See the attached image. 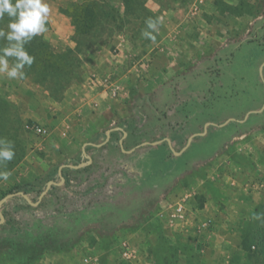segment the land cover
<instances>
[{
	"label": "rangeland",
	"instance_id": "374dc122",
	"mask_svg": "<svg viewBox=\"0 0 264 264\" xmlns=\"http://www.w3.org/2000/svg\"><path fill=\"white\" fill-rule=\"evenodd\" d=\"M99 1L79 46L46 0L56 73H0V264H264V0Z\"/></svg>",
	"mask_w": 264,
	"mask_h": 264
},
{
	"label": "clouds",
	"instance_id": "9594fccd",
	"mask_svg": "<svg viewBox=\"0 0 264 264\" xmlns=\"http://www.w3.org/2000/svg\"><path fill=\"white\" fill-rule=\"evenodd\" d=\"M50 12L49 4L46 0H0V20L7 14L12 18L8 24L9 31L5 33L0 29V38L6 39L9 46L0 49V73H6L7 77L15 79L17 77L23 79L25 74L20 71L25 64L29 67L33 64L35 57L29 55L24 45L27 44L34 36L47 31L45 22ZM159 19L153 20L149 18L146 23L148 28L157 29ZM143 36H151V40H155V36L144 31ZM8 57H15L16 62L9 68ZM0 164L5 161H11L15 155L11 141L0 138ZM11 173L9 171H0V180H8Z\"/></svg>",
	"mask_w": 264,
	"mask_h": 264
},
{
	"label": "trees",
	"instance_id": "16d2710c",
	"mask_svg": "<svg viewBox=\"0 0 264 264\" xmlns=\"http://www.w3.org/2000/svg\"><path fill=\"white\" fill-rule=\"evenodd\" d=\"M102 3L103 2L99 0H84V2L80 4L76 3L74 4V6L72 5L71 7L65 10V12L69 16H71L72 24L75 27L74 39L77 45L81 44L82 39L87 38L86 35L92 33V31L97 28V25L100 23V20L102 19L100 6ZM11 19L12 18L8 17L7 14H5L4 18L0 20V29L5 31V28L2 27L3 25H5V23L10 22ZM5 43V47L9 46V42L6 39ZM0 46L4 47L3 43ZM24 47L25 50L29 53V55L35 57L34 62L39 61L40 59V63H33L32 66L40 65L41 73L44 72L46 74L45 76H47V73L49 72H57L58 68H56V60H54V58H51V56H54L56 54L50 50L48 43H46L41 36H34L27 44L24 45ZM47 48L49 51H47ZM44 54L47 57L51 58H49L50 60H47L51 64L49 68L46 66L47 69L44 68V65H42V56ZM65 63H67V61ZM68 71H71V69H68ZM66 169L71 168L67 167Z\"/></svg>",
	"mask_w": 264,
	"mask_h": 264
},
{
	"label": "built area",
	"instance_id": "2783aa9c",
	"mask_svg": "<svg viewBox=\"0 0 264 264\" xmlns=\"http://www.w3.org/2000/svg\"><path fill=\"white\" fill-rule=\"evenodd\" d=\"M36 131L40 134H45L47 130H46V128H43L42 126H37ZM158 215L161 217H164L165 212L160 211L158 213ZM185 215H186L185 206L183 203L179 202L175 206H173L172 213L170 214V217H171V220H173L174 218H184ZM89 261H90V259L88 257H86V258H84L83 261L81 260L77 264H87V263H89Z\"/></svg>",
	"mask_w": 264,
	"mask_h": 264
},
{
	"label": "crops",
	"instance_id": "0c3cea01",
	"mask_svg": "<svg viewBox=\"0 0 264 264\" xmlns=\"http://www.w3.org/2000/svg\"><path fill=\"white\" fill-rule=\"evenodd\" d=\"M49 18V17H48ZM70 34H71V28H70ZM108 78H109V75H108ZM107 80V82H108V79H106ZM108 84H110V83H108ZM106 86H110V85H106ZM203 130H204V128H203ZM182 133V135L184 136V137H187L188 139H189V134H188V132L187 131H183V132H181ZM203 134H204V132H202Z\"/></svg>",
	"mask_w": 264,
	"mask_h": 264
},
{
	"label": "water",
	"instance_id": "95a60500",
	"mask_svg": "<svg viewBox=\"0 0 264 264\" xmlns=\"http://www.w3.org/2000/svg\"><path fill=\"white\" fill-rule=\"evenodd\" d=\"M23 194V193H22ZM11 196V195H10Z\"/></svg>",
	"mask_w": 264,
	"mask_h": 264
}]
</instances>
